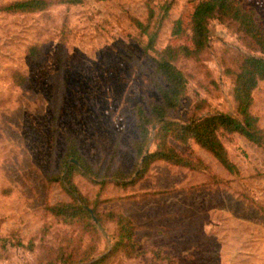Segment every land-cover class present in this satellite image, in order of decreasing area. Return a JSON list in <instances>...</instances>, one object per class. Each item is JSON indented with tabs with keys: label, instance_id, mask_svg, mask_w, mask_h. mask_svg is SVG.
Listing matches in <instances>:
<instances>
[{
	"label": "rangeland",
	"instance_id": "374dc122",
	"mask_svg": "<svg viewBox=\"0 0 264 264\" xmlns=\"http://www.w3.org/2000/svg\"><path fill=\"white\" fill-rule=\"evenodd\" d=\"M12 1L0 0V264H61L53 260L62 252L82 257L75 264L108 254L99 264H264L263 146L239 132L223 134L237 165L231 172L195 141L177 143L207 170L156 161L131 181L135 108L161 99L148 35L136 19L159 30L156 45L163 48L172 41L173 20L197 0H51L41 11L4 10ZM166 1H172L168 15ZM242 1L264 26V0ZM32 45L41 47L40 58L28 54ZM246 55L264 51L232 21L211 19L205 51L178 60L188 89L170 117L237 115L235 77ZM16 69L26 74L24 85L14 81ZM253 95L264 128V80ZM68 135L101 171L75 174L81 192L97 198L100 210L133 219L141 255L111 253L114 221L101 223L93 212L96 237L46 209L71 197L61 181L48 179L60 167ZM117 167L129 174L128 184L113 175Z\"/></svg>",
	"mask_w": 264,
	"mask_h": 264
},
{
	"label": "trees",
	"instance_id": "16d2710c",
	"mask_svg": "<svg viewBox=\"0 0 264 264\" xmlns=\"http://www.w3.org/2000/svg\"><path fill=\"white\" fill-rule=\"evenodd\" d=\"M51 3V0H15L6 4L3 9L9 12H34L48 8ZM171 6L172 1H166L162 5L164 15L169 14ZM216 17L235 23L244 36L264 51V26L260 23L258 13L242 0H197L191 11L173 20L172 41L163 48L156 45L159 30H150L149 22L136 19L138 27L148 35L146 51L153 52L156 70L153 82L161 99L150 102L147 107L139 104L135 108L138 136L132 140V145L136 158V177L131 181L143 176L156 161L207 170V164L200 156L182 151L177 143L195 141L231 172L237 170V165L229 155L222 139L223 134L239 132L264 147V128L258 115L252 110L253 92L259 82L264 80L262 55H246L236 73L234 97L237 101V115L217 111L191 117L186 121L170 117L171 112L183 104L188 89V76L178 65V60L181 57L197 58L205 51L210 39V21ZM28 52L32 58L43 55L38 45L30 46ZM13 77L17 85H24L27 81L26 74L20 69L14 70ZM154 144L155 147L152 148ZM110 166L111 164L106 167L104 174L109 172ZM77 172L98 176L101 171L82 153L76 138L68 135L60 167L50 173L48 179L50 182L61 181L71 197L68 200L48 203L46 209L58 219L77 223L82 229L92 231L98 237L99 227L95 222L94 212L101 223L108 219L116 222L118 226L117 239L111 253L120 252L127 257H137L145 252L144 249L137 248L138 243L134 240L133 219L122 211L100 210L97 198L90 199L81 192L75 181ZM113 175L120 179L121 184H128L125 179L129 174L120 167L114 170ZM107 256L88 264H99ZM81 259L82 257L75 258L62 252L53 261L75 264L74 262ZM166 264H170L169 261Z\"/></svg>",
	"mask_w": 264,
	"mask_h": 264
},
{
	"label": "water",
	"instance_id": "95a60500",
	"mask_svg": "<svg viewBox=\"0 0 264 264\" xmlns=\"http://www.w3.org/2000/svg\"><path fill=\"white\" fill-rule=\"evenodd\" d=\"M74 161H77V160H75V159H73Z\"/></svg>",
	"mask_w": 264,
	"mask_h": 264
}]
</instances>
